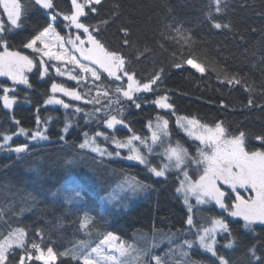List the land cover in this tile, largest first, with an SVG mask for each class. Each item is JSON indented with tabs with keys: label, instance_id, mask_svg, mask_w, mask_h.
Masks as SVG:
<instances>
[{
	"label": "trees",
	"instance_id": "trees-1",
	"mask_svg": "<svg viewBox=\"0 0 264 264\" xmlns=\"http://www.w3.org/2000/svg\"><path fill=\"white\" fill-rule=\"evenodd\" d=\"M30 2L21 0L24 6ZM54 4L52 14L57 10L71 12L70 0H54ZM93 6L95 14L87 9L88 15L81 23L88 26L94 40L106 52L122 60L121 74H127L138 84H147L151 89L135 94L132 100H125L117 91L123 89L124 84L100 73L99 79L82 92L91 103L79 105L92 108L96 100V108H102L108 97L97 99L98 94L95 95L94 91L104 89L111 94L116 91L118 102L111 103L107 111L117 112L119 118L122 114L133 132L123 126H116L112 131L101 130L116 139H127L134 133L147 137L146 125L161 115L169 120L168 142L189 148L194 156L196 146L176 124V117L170 111L145 103L167 94L177 116H195L211 126L222 121L227 137H239L243 133L242 147L246 153H264V144L256 141V137H264V0H102ZM48 17V11L30 5L23 26L0 37L7 41L9 51L26 52L37 65L33 73H28L31 88L12 86L7 79H0V84L15 88L10 96L16 97L11 111H6L0 100V141L4 135L16 133L9 143L10 148L29 144V150L24 154L18 155L7 148L0 152V239L17 228H23L26 249L32 243H38L44 249L52 246L56 252H77L90 251L103 238L101 234L108 232L115 234L128 247L135 239L141 238V234L144 237L142 246L149 257L158 255L163 264H218L210 253L195 243L188 249L184 242H194L197 229L207 227L213 216L224 217L230 222L234 218L227 217L214 205L196 207L192 214L194 226L189 228L186 223L188 210L176 192L178 172H166L167 179L156 178L138 163L101 157L73 147L79 145L84 132L100 130L96 118L87 120L85 113L69 121L67 139L59 140L57 133L67 118L70 119L69 111L59 106H45L43 100L51 94L49 88L53 79L68 87L76 85L56 77L52 70L40 78L36 55L24 49L48 26ZM63 24L62 21L56 22L60 34L69 32ZM189 60L200 66L203 72L188 66ZM220 101H224V107L220 106ZM137 103L142 105L139 110L135 107ZM37 117L41 119L40 125L36 124ZM17 120L19 125L15 123ZM39 126L49 136L48 141L36 143L19 135V127L30 133ZM101 144L115 151L107 141H101ZM70 158L75 162L73 169L66 167ZM221 159L229 162L224 166L219 161L222 170L232 177L230 179H237V186L243 180L249 181L245 184L246 191L238 189L237 192L245 198H249V194L256 195L251 185L264 184V179L257 177L260 173L243 167L237 170L230 157ZM150 160L153 164L161 165L162 162L158 155L150 156ZM190 165L191 177L201 175L196 165ZM72 173L84 179L83 194L80 200L68 201L65 197L70 191H81L76 182L70 188L66 184ZM131 178L145 184L148 192L127 211L101 208L99 195L110 196L119 188L121 191L126 179ZM220 187L228 193L230 205L233 199L231 188ZM122 193H126V189ZM85 212L96 223L81 229ZM232 228L236 235L223 233L218 236L217 251L230 264H251L247 249L256 242L253 235L235 224ZM253 228L261 241L257 255L264 256V226L253 225ZM37 230L41 232L40 236L36 235ZM161 237L164 242L157 245ZM150 243L154 246H149ZM228 243L232 245L230 248L225 247ZM15 251L18 258L21 249ZM185 252L187 255L183 254ZM135 259L139 260L138 255ZM143 259L138 264H146L148 257ZM31 264L41 262L32 261ZM57 264L74 262L60 257Z\"/></svg>",
	"mask_w": 264,
	"mask_h": 264
},
{
	"label": "snow or ice",
	"instance_id": "snow-or-ice-1",
	"mask_svg": "<svg viewBox=\"0 0 264 264\" xmlns=\"http://www.w3.org/2000/svg\"><path fill=\"white\" fill-rule=\"evenodd\" d=\"M102 0H70L71 12L70 13H60L57 10L56 14H52L51 10L55 7L54 0H31L28 6H24L21 0H0V37L3 36L5 32H11L15 29H20L23 26V21L27 18L29 13V6L35 5L45 11L49 12L48 26L42 30L39 36L34 37L29 43L25 45V48L31 49L34 53H37L36 59L39 61V77L44 78L49 73L50 68L54 70L56 77H65L68 81H73L76 85H80L81 81H87V75L91 74V77L99 79L98 74L90 66L81 63V60H87L88 56L84 55L82 48H90L93 42V36L89 32L87 25L81 23L82 18L88 15L87 9L91 10L94 15L96 8L93 5H99ZM64 22V28L71 31V29L76 30L75 38H69V43L73 45V52H80V57L77 58L75 55L69 53V49L63 43V38H58V33L56 32V22ZM218 27V26H217ZM127 34L125 30V35ZM51 41V42H50ZM79 42L77 44L76 42ZM37 42H39L40 47H36ZM127 44V41H125ZM0 77H7L11 81L12 86L15 85H25L28 88L32 87L26 73H33L36 69V62L29 56L23 55L19 52L9 51L7 47V41L0 39ZM46 60L48 63H46ZM96 63V61H92ZM51 64V67H49ZM57 64L60 66L57 67ZM188 64L199 68L195 65L193 61L189 60ZM71 65V70L68 66ZM63 69V70H62ZM81 73L80 76L75 75L76 71ZM203 72L202 68H199ZM107 71V69H105ZM127 75V74H125ZM117 80L120 79L119 76L115 77ZM12 86L0 84L2 88L3 95L0 96V100L3 102V107L5 109L11 110L14 103L16 102L15 96H10V93L15 91ZM137 90L150 91L149 85L138 86ZM49 91L51 95H47L43 100V104L47 105H58L63 109L74 108L75 113H85V110L79 105H73L70 102H66L65 99L60 98L67 97L68 101L83 102L84 105H88L91 101L84 99V95L78 87H68L64 83L57 82L55 79L50 84ZM60 94V96H57ZM123 95L129 100L133 99L131 87L128 90L123 91ZM146 104H152L157 109H163L170 111L173 116L176 117V124L183 129L188 138H190L196 146V156L200 159H196L190 154L189 148L182 146L177 143L175 146L169 145L164 149L163 157L167 161H174V167L178 170L182 176L179 179V186L176 188L178 194H182L184 199L183 203L188 205L189 197L195 198V203L197 205H214L216 208L220 209L222 213H225L227 217L234 218L231 222L224 217L213 216L210 220L209 227H200L197 229L196 240L185 241V245L188 249L194 246V243L198 244L201 249L206 253H210L212 257L218 261V264H230L228 259L224 255L217 251V233L223 232L228 233L229 236L236 235V232L232 228V224H235L238 228L242 227L248 233L253 235V240L251 246L247 249L249 256L251 257V264H264V256L262 254L257 255L258 249L261 246V241L258 239L259 236L254 234L253 225L264 226V184H260L258 187L252 184L253 191L257 193L256 195L249 194V198H245L239 192L236 191L235 185H229L232 187L233 199L229 205L228 193L225 192L217 183L216 177L219 174V157L224 154H230L232 148H240L243 143V133L239 137L234 139H225L226 129L223 126L222 121H218L215 126L208 125L202 122L199 118L195 116H177L174 110V105L169 101L167 94L163 96H158L154 100L145 101ZM249 106L251 107V100H249ZM220 106L224 107V101H220ZM135 107L139 110L142 105L137 103ZM95 113L100 114V109L97 108ZM87 115V114H86ZM157 123L155 124V129L152 127L151 121L146 125L148 131L151 133L150 140L152 144H156L160 139V133L165 137L169 135L168 125L169 120L162 116L157 117ZM19 125V121H15ZM96 123L103 124L104 128L112 130L117 125H121L126 128L130 133L133 132L130 124L126 123L121 114V118L116 115L107 116L104 119L98 118ZM36 124H41V119L37 117ZM69 133V126L67 124L57 133L60 141H65L67 139V134ZM12 135H4L3 141L6 146L9 141L12 140ZM19 135H24L29 137L31 141H48L49 136L41 128H37L35 131H29L23 127H19ZM85 136L88 134L85 133ZM95 137H102L105 141L111 143L114 146L115 151L109 150L108 147L101 146L97 144L95 139L88 137L79 143V145H72L73 147H78L79 150L89 149L91 153L98 154L99 156H107L109 158L117 157L126 159L129 161H136L140 165L144 166L147 172L156 178L167 179L166 172L173 167L171 163L168 164H153L152 161L141 153V149L134 145V141L139 142L147 148L148 153L153 152V148L148 144V137L142 136L140 134L134 133L127 137V139L121 140L116 139L115 136H111L105 131L97 130L95 132ZM256 141L260 144H264V137H256ZM198 142V143H197ZM121 149H127L128 155L121 156ZM29 150V144L24 143L11 149L12 152L16 154H24ZM260 153H254L253 155H259ZM188 164H195L197 168L201 164L205 165L203 174L196 178L190 176L188 171ZM75 162L73 159H69L66 162V167L73 169ZM230 171V169H229ZM76 182L81 191L80 192H69L65 199L68 201L80 200L82 196V187L84 179L78 177L75 173L70 174L66 179V184L71 187V184ZM222 184H228L226 180L221 179ZM249 183L248 180H243L240 183V187H245V184ZM141 186V185H137ZM143 187H146L144 185ZM104 195H99L101 201L107 199ZM188 212H192V207H188ZM242 222V224H241ZM96 221L85 212L83 220L80 222V228L84 229L94 225ZM189 228L194 226L193 216L189 214L186 220ZM37 236L41 235V232L37 230ZM102 239L99 243L92 247L90 251H77V252H56L52 246L46 248L41 247L38 243H32L25 248V231L23 228H17L13 232L4 236L0 239V264H31L32 261H39L41 264H57L60 257L67 258L70 262L74 264H101V261L113 262V264H126L125 260H121V257L127 255V249L124 247L123 242L117 245L118 237L112 232L107 234H101ZM232 245L228 243L225 247L230 248ZM107 247L110 251H115L117 255H106L103 254L104 248ZM16 249H21V253L18 258L16 256ZM93 254L97 258H93ZM187 255V253H183ZM144 257L147 258L148 253H143ZM162 264V258L158 255H153L149 264ZM195 264V262H192Z\"/></svg>",
	"mask_w": 264,
	"mask_h": 264
},
{
	"label": "rangeland",
	"instance_id": "rangeland-1",
	"mask_svg": "<svg viewBox=\"0 0 264 264\" xmlns=\"http://www.w3.org/2000/svg\"><path fill=\"white\" fill-rule=\"evenodd\" d=\"M56 32H57V30H56ZM40 34H41V32L37 36H39ZM75 34H76V30L75 29H71V31H69V32L66 31V32H64V34L58 33V38L62 37L63 38V43L69 49V53L71 55H75L77 58H79L81 53L80 52H73L72 51L73 45L71 43H69V38L71 37L72 39H74L75 38ZM76 43L79 44L78 41ZM36 47H38V48L40 47L39 42H37ZM24 49L26 51H29V52H31V53H33V54H35L37 56V53H34L31 49H27V48H25V46H24ZM16 52H19V51H16ZM82 52H83L84 55L88 56L87 60H81L82 64L90 66L92 69H94V71L98 74V76L100 75V73H105L108 77L115 79L116 82L120 81V82H122L124 84L123 89L119 88V90H117L119 95H120V97L122 99L128 100V98L123 95V91L128 90L129 87H131V91H132V95L133 96L135 94H138V93H141V92H145V91H142V90L138 91L137 88H138V86L142 87V86L147 85V84L140 85L136 81H134L131 77L126 76L124 74H121V71H122L121 69H122V65H123L122 60L117 55H114L112 53L106 52L94 39H93V42L91 44V47L90 48H82ZM19 53L31 57L30 55L26 54V52H19ZM92 61H96V63H92ZM37 62L39 63L38 60H37ZM46 63H48L47 60H46ZM194 64L197 65L195 62H194ZM187 65L190 66V67H193V66L189 65L188 62H187ZM59 66L60 65L57 64V67H59ZM49 67H51V64H49ZM71 67H72L71 65L68 66L69 70H71ZM193 68H195L196 70L200 71L199 68H201V67L199 66V68H197V67H193ZM105 69H107V71H105ZM50 70H52V73L55 74L53 69L50 68ZM26 75H28V73H26ZM75 75L80 76L81 73L77 70L75 72ZM86 75H87V81L86 82L85 81H81L80 85H76L75 82L70 81V82L74 83L76 85V87H78V90L82 89L81 93L84 91V88L86 86L88 87V85H93L94 82L98 80V79L94 80L91 77L90 73L86 74ZM116 76H119L120 79L117 80L115 78ZM59 78L67 80L65 77H59ZM0 79H7V77H0ZM94 93H95V95L98 94L97 99H99V97H105V98L108 97V101L101 105L102 108L99 107L100 112H101L100 114L95 113L94 109H92V108H95V110L97 109L96 106L98 104H95V103H97L96 100L93 102V104L91 106L92 108H88V109L83 108L85 110V118L87 120H91L92 118H96L95 119V123H96V120L98 118H100L102 120L105 117L111 116V115H116L118 118L120 117V116H118L119 114L117 112L109 113L107 111V110H109L108 106L111 103L114 105L115 103L118 102V99L116 98V96H117L116 95V93H117L116 91L112 92V94H111L108 91H105L104 89H101V90L94 91ZM57 96H60V94H57ZM60 98L65 99L66 102H70L74 106L75 105H79V103H83L82 101L81 102L68 101L67 97H62L61 96ZM84 99L88 100L86 97H84ZM47 106H58V105H47ZM59 107H61V106H59ZM5 110L6 111H11L9 109H5ZM63 110H65L66 112H67V110L69 111V115H70L69 118L70 119L67 118L65 124H67L69 126V128H70V124L71 123L69 121L72 120V118L74 119V117H77L81 113H75L74 112V108L63 109ZM159 116H161V115L155 116V118L151 121L153 129H155V124L158 122L157 121V117H159ZM162 117H164V116H162ZM117 126H121V125H117ZM39 128L42 129L41 126H39ZM101 128L106 129V128H104L103 124H99V129L101 130ZM97 130H98V128L96 130L92 131V132H90V131L84 132L83 135H82L80 143L83 142L84 139H86L88 137H91V138L95 139L97 144H100L101 146H103L101 144V141H104V139L102 137H95V135H94ZM107 130H109V129H107ZM112 130H110V131H112ZM181 130L183 131V129H181ZM85 133H87L88 135L85 136L84 135ZM150 135H151V133L149 132V135L147 137L149 138L148 139V144L151 145V147L153 148V152L152 153H148L147 148H145L143 145H140L139 142H137V141L133 142L134 145L136 147H138L139 149H141V153L143 155H145L146 157H148L149 159H150V156H152V155L161 156V158H162L161 165L171 163L173 165V167H171L168 171L174 170V171L178 172V170L174 167V161H171V162L167 161L166 159H164V157L162 155L165 148H167L169 145H171V146H175V145H172L170 142H168V136L165 137L162 133H160L161 139L156 144H152V142L150 140ZM22 137L27 138V139L30 140L29 137H26L24 135H22ZM234 138H237V137L230 138V137H227L225 135V139H234ZM121 140H124V139H121ZM33 142H36V141H33ZM43 142H45V141H39V142H36V143H43ZM9 143H10V141L5 146L4 145V141L2 139L0 141V152L3 151L5 148H7L8 151H11L12 148H10ZM108 145L113 146L111 143H109ZM240 148L243 149L242 144L240 145ZM86 150H89V149H86ZM120 151H121V156L122 157L128 155V150L127 149H121ZM254 153H257V152H254ZM254 153H246L244 151V149H243V151H240L239 148H235L234 147V148H232L230 154L221 155L219 157V161L221 162L222 165L227 166L229 164V162L227 160L225 161V160H223L221 158L222 157H226V156L230 157L231 160L234 163V165H232V166H234L235 169L237 168V170H239L241 167H243L244 170L256 171L257 173H260V175H258L257 177L260 176V177H262L264 179V153L259 152L260 153L259 155H253ZM105 157H107V156H105ZM194 157H196V159H198V160L200 159V157L196 156V153H195ZM114 158H117V157H114ZM117 159H122V158H117ZM122 160L129 161V160H126V159H122ZM131 162L138 163L136 161H131ZM221 164L219 163L220 167H221ZM194 165L195 164H191L190 166L194 167ZM204 168H205V165H203V164H201L200 167L198 168V169H200L201 174H203ZM220 169L221 170L219 171V174L216 177V183L219 186L224 185V186H227V187L231 188V190H232V187H230L229 185H235L236 186V191H238V189H244L245 191L247 190L246 189L247 188L246 185L243 188H241L240 186H237L236 185V180L237 179L235 177H233V179H230L232 177L228 173H225V170H222V167ZM188 170H189V167H188ZM178 174L180 175L179 172H178ZM181 178H182V176L180 175L179 179H181ZM221 179L226 180L228 182V184H222L221 183ZM238 181H239V179H238ZM123 184H126V185H122V186L120 185L121 189H122L121 191H120V188H119L120 186H119L118 187L119 189L117 190V192H114L110 196H106L108 198L103 200V201L100 200L101 208H111V209H118V210L127 211L148 192L147 186L143 187L145 184H143L140 181H138L136 179H133V178L126 179V181ZM137 185H141V186H137ZM123 186H126V187H123ZM178 186H179V184H178ZM125 189H126V193H122V191H124ZM121 195H124V196L122 197ZM179 195H180L181 200L183 202V199H184L183 195L182 194H179ZM188 200H189L188 205H185V204L184 205L186 206L187 210H188L189 206L192 207V212L191 213L188 212L191 215L193 214V209L196 208V207L211 206V205H197L195 203V198L194 197H189ZM209 226H210V224L207 225V227H209ZM220 234H223V232H218L217 233V238H218V236ZM140 236H141V238L138 237L137 239H135V241H133L132 244H129V247L126 246V243H123L124 247L127 249V255L125 257H121V260H125L126 264H138L139 262H142L144 260L143 258H145V257L143 255V253L147 252V250H146L145 247L142 246V239H144V237H142L141 234H140ZM161 238L162 239L159 240L157 245H159L161 242H164V237H161ZM116 243H117V245H119L120 241L118 240ZM196 245L198 246V248H200L198 244H196ZM149 246L153 247L154 245H153V243H150ZM103 254H106V255H117V253L115 251H110L107 247L104 248ZM136 255H138V257H139L138 261L136 259L134 260V257ZM147 257H148V259L146 260L145 263L149 264V262L151 261V257L152 256L149 257V254H148ZM93 258H97L95 254H93ZM101 264H113V262L103 261L102 260Z\"/></svg>",
	"mask_w": 264,
	"mask_h": 264
}]
</instances>
